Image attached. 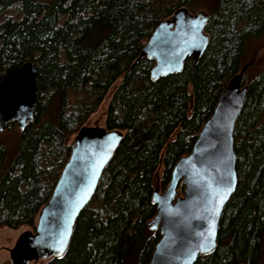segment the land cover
Listing matches in <instances>:
<instances>
[{
	"label": "trees",
	"instance_id": "trees-1",
	"mask_svg": "<svg viewBox=\"0 0 264 264\" xmlns=\"http://www.w3.org/2000/svg\"><path fill=\"white\" fill-rule=\"evenodd\" d=\"M200 0H0V78L26 61L38 67L34 119L15 127L20 147L0 174V226L35 228L78 130L103 104L104 126L123 138L66 252L43 264H124L141 242L147 264L160 233L156 185L164 190L219 94L239 72L245 43L264 32V0H204L209 44L182 70L153 80L155 61L139 56L154 28ZM234 128L237 186L225 205L216 248L194 264H258L264 253V69L247 83ZM6 145L0 137V170ZM162 168L159 178L156 175ZM183 194V186L179 185Z\"/></svg>",
	"mask_w": 264,
	"mask_h": 264
},
{
	"label": "water",
	"instance_id": "water-1",
	"mask_svg": "<svg viewBox=\"0 0 264 264\" xmlns=\"http://www.w3.org/2000/svg\"><path fill=\"white\" fill-rule=\"evenodd\" d=\"M208 18L206 11L192 13L181 6L154 28L139 55L155 61L150 70L153 80L178 73L186 59L196 62L203 55L209 44L204 30ZM246 66L219 94L192 149L174 165L166 188L161 191L155 186L156 213L147 228L158 231L160 237L147 264H194L216 248L223 209L237 186L234 128L246 99ZM37 75V64L26 61L0 78V131L11 122L21 130L32 123L39 94ZM122 138L121 130L105 126L84 125L78 130L35 228L20 233L9 249L11 264L64 255L75 221ZM180 184L183 194L177 196Z\"/></svg>",
	"mask_w": 264,
	"mask_h": 264
},
{
	"label": "rangeland",
	"instance_id": "rangeland-1",
	"mask_svg": "<svg viewBox=\"0 0 264 264\" xmlns=\"http://www.w3.org/2000/svg\"><path fill=\"white\" fill-rule=\"evenodd\" d=\"M199 9L189 8L192 13H195L198 10H203L208 12V9L204 6V0H200ZM244 70V78L245 83H247L250 79L256 76L261 70L264 69V32L255 38L247 39L244 48V54L241 61V66H245ZM104 109L105 104H103L95 113H93L85 125L87 126H104ZM13 127L12 129H8L4 132L0 137L2 142L6 145V156L3 163V166L0 170V174H2L9 166L12 158L16 155L19 150L20 142H19V134ZM6 130V129H5ZM3 130V131H5ZM162 168L159 167L156 175V180L159 178L161 174ZM182 195L179 191L177 196ZM25 230H31L26 225L20 226L17 229H12L7 226H0V264H11L9 258V249L13 247L17 237ZM142 243L140 242L131 253H128L124 258V264H137L139 262V250ZM46 260L36 259L31 261L28 264H43ZM258 264H264V253L261 254Z\"/></svg>",
	"mask_w": 264,
	"mask_h": 264
}]
</instances>
